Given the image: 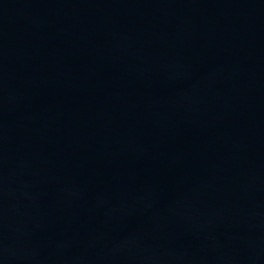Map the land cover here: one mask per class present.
Returning a JSON list of instances; mask_svg holds the SVG:
<instances>
[{"label": "water", "instance_id": "obj_1", "mask_svg": "<svg viewBox=\"0 0 264 264\" xmlns=\"http://www.w3.org/2000/svg\"><path fill=\"white\" fill-rule=\"evenodd\" d=\"M0 264H264V0H0Z\"/></svg>", "mask_w": 264, "mask_h": 264}]
</instances>
